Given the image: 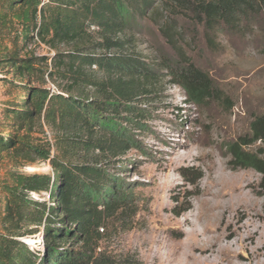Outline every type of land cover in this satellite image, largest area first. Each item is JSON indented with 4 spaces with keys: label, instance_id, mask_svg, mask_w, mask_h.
<instances>
[{
    "label": "trees",
    "instance_id": "16d2710c",
    "mask_svg": "<svg viewBox=\"0 0 264 264\" xmlns=\"http://www.w3.org/2000/svg\"><path fill=\"white\" fill-rule=\"evenodd\" d=\"M165 1L210 29L249 11L264 15V0ZM155 4L0 0V157L11 163L0 182V264H140L136 256L116 257L99 246L101 231L122 207L110 172L123 169L120 157L130 149L127 134L106 126L122 115L133 127L143 118L137 104L149 102L145 97L160 79L156 67L188 105L219 98L206 73L189 62L147 64L123 53L127 30L154 15ZM35 43L52 56L30 51ZM256 144L264 145V114L226 147L231 169L253 170L264 185V152ZM41 163L51 175L22 171Z\"/></svg>",
    "mask_w": 264,
    "mask_h": 264
},
{
    "label": "rangeland",
    "instance_id": "374dc122",
    "mask_svg": "<svg viewBox=\"0 0 264 264\" xmlns=\"http://www.w3.org/2000/svg\"><path fill=\"white\" fill-rule=\"evenodd\" d=\"M171 5L156 0L154 15L131 24L123 53L147 64L189 62L206 73L219 98L188 105L156 67L160 79L145 97L149 102L137 104L143 118L133 127L122 115L106 126L127 134L130 149L120 157L123 169L110 172L122 207L101 231L99 246L140 264H264V185L253 170L231 169L226 149L264 114V15L249 11L210 29ZM29 50L52 56L40 44ZM258 149L264 152V145ZM29 168L52 174L48 163L22 171L31 174ZM10 170L2 154L0 182Z\"/></svg>",
    "mask_w": 264,
    "mask_h": 264
},
{
    "label": "bare ground",
    "instance_id": "6f19581e",
    "mask_svg": "<svg viewBox=\"0 0 264 264\" xmlns=\"http://www.w3.org/2000/svg\"><path fill=\"white\" fill-rule=\"evenodd\" d=\"M29 170V172H31V173H33L34 171H33V169H31V168H29L28 169ZM39 240H40V238H39ZM38 240V241H39ZM28 242L30 243V245H33L34 246V244L36 243V241L34 240V239H29L28 240ZM193 247V246H192ZM197 251V250H196ZM229 251V250H228ZM204 252V251H203ZM239 257V256H238ZM230 260V259H229ZM225 264V263H224Z\"/></svg>",
    "mask_w": 264,
    "mask_h": 264
}]
</instances>
